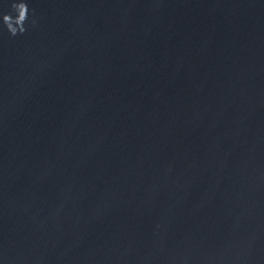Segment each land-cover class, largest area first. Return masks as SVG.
<instances>
[{"label":"water","instance_id":"95a60500","mask_svg":"<svg viewBox=\"0 0 264 264\" xmlns=\"http://www.w3.org/2000/svg\"><path fill=\"white\" fill-rule=\"evenodd\" d=\"M13 2L0 264H264V0Z\"/></svg>","mask_w":264,"mask_h":264},{"label":"clouds","instance_id":"9594fccd","mask_svg":"<svg viewBox=\"0 0 264 264\" xmlns=\"http://www.w3.org/2000/svg\"><path fill=\"white\" fill-rule=\"evenodd\" d=\"M12 7L17 15L14 16L11 13L4 14L2 17L3 24L6 25L12 35L26 32V21L29 18L30 11L27 0H14Z\"/></svg>","mask_w":264,"mask_h":264}]
</instances>
